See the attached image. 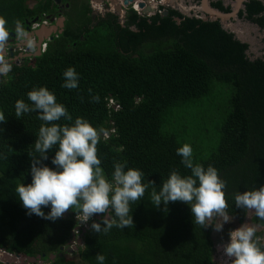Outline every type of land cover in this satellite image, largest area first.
I'll return each instance as SVG.
<instances>
[{
  "label": "trees",
  "instance_id": "trees-1",
  "mask_svg": "<svg viewBox=\"0 0 264 264\" xmlns=\"http://www.w3.org/2000/svg\"><path fill=\"white\" fill-rule=\"evenodd\" d=\"M30 1L0 0V18L7 21L8 31L16 27V21L20 25L43 21L59 9V0H40L34 8ZM214 8L230 12L222 2ZM92 12L86 6L75 18L70 16L65 32L50 42L35 65L29 61L13 66L0 81V113L6 120L0 123V248L31 258L46 254L44 264H77L66 257L79 226L75 209L69 218L64 215L55 222L29 216L15 191L18 184L31 183L29 153L35 154L34 143L44 123L38 112L17 118L15 102L30 104L27 93L46 87L73 118L62 117L56 123L72 124L84 118L98 130L97 154L109 179L114 164L120 162L125 170H140L142 182L148 184L145 195L130 203L134 224L113 227L107 234L87 231L85 246L78 252L81 260L98 264L96 255L101 253L106 257L104 264H218L212 239L216 215L201 226L193 223L187 203H170L167 210L163 204L155 207L149 181L159 191L172 170L182 176L191 174L177 155L184 142L171 132V122L180 109L209 100L216 82L227 85L232 94L218 147L208 159L193 162L217 169L226 183L227 215L238 221V227L252 226L248 210L236 207L234 194L264 186V57L251 60L249 46L218 21L204 22L176 10L151 19L133 13L126 27L113 15L96 25ZM243 15L263 27L264 2L250 0ZM149 44L153 47L145 52ZM69 67L79 75L78 87L72 90L62 87ZM97 95L98 103L92 99ZM56 150H50L44 161L53 170ZM50 210V206L42 207L46 215ZM253 222L264 226L258 217ZM256 236L263 237L264 230L256 231ZM0 264L6 263L0 260Z\"/></svg>",
  "mask_w": 264,
  "mask_h": 264
},
{
  "label": "clouds",
  "instance_id": "clouds-1",
  "mask_svg": "<svg viewBox=\"0 0 264 264\" xmlns=\"http://www.w3.org/2000/svg\"><path fill=\"white\" fill-rule=\"evenodd\" d=\"M16 34L22 38L24 33L20 22L16 21ZM40 24V22H36ZM264 30V26L261 27ZM54 40L59 34L53 35ZM9 39L7 21L0 18V76H7L12 71V64L3 54ZM51 38L42 45V53L48 50ZM44 44H48L47 50ZM34 50L32 54H38ZM32 55H30L31 57ZM62 87L76 89L79 75L74 67H69L63 73ZM3 80V79H2ZM1 80V81H2ZM91 93V89H89ZM28 100L15 102V116L21 117L26 113L38 112V118L44 123L39 128L34 143V153L31 158V183L17 185L15 191L19 201L27 210L29 216L36 215L45 220L55 222L63 218L65 213L75 209L76 220L79 223L72 241H78L84 234V229L91 228L95 233L103 231L107 234L113 227L120 229L134 224L133 215H129L130 203L140 200L146 192L148 184L142 182L143 173L134 168H127L124 163L114 164V171L109 179L101 167L98 158L97 145L100 135L86 119L76 118L72 124L60 125L56 123L61 118L72 121V116L66 107L57 102L55 95L46 87L34 88L27 93ZM94 102H99V96H94ZM113 102V101H112ZM5 116L0 113V123L5 122ZM57 149L51 163L55 170L46 166L44 161L49 159V151ZM38 154V155H37ZM177 155L182 157L181 163L190 170V175L182 176L172 170L162 186L157 191L154 181L151 192L152 204L159 208L161 204L167 206L174 202L187 203L191 209L193 223L204 226L214 215L224 218L228 222L226 209L228 207L224 189L226 183L220 178L216 168L201 164H194L192 148L184 144L177 149ZM235 205L239 209L254 210L255 215L264 220V186L246 192L234 194ZM50 206L46 215L42 207ZM97 214L96 218H93ZM99 217L101 221L97 223ZM90 229V230H91ZM223 230V226L215 229ZM230 240L219 246V250L230 264H264V237L256 236V228L243 224L238 229L229 232ZM77 246L78 251L81 246ZM218 253V251H216ZM106 257L98 253V264H104Z\"/></svg>",
  "mask_w": 264,
  "mask_h": 264
},
{
  "label": "rangeland",
  "instance_id": "rangeland-1",
  "mask_svg": "<svg viewBox=\"0 0 264 264\" xmlns=\"http://www.w3.org/2000/svg\"><path fill=\"white\" fill-rule=\"evenodd\" d=\"M39 1L40 0H31L29 3L30 5L35 7L39 3ZM97 4H99V6H102L101 3ZM77 10L78 8L74 11L78 12ZM99 14V11L96 12V16ZM239 22H242V20ZM239 22L234 21V24H237ZM262 43H264L263 40ZM149 45L151 46V48L149 47ZM149 45H146V48L144 50L145 52L151 51L153 45ZM254 47L257 50V54L262 52V50L259 49L258 45ZM2 79L3 77L0 76V81ZM231 94L232 89L229 86L216 82L212 97L209 100L203 99L201 104L197 105L196 107H187L184 109H180L177 117L171 122V132L177 134L183 140L184 144H188L191 146L192 159L196 160L198 163L208 159L218 147L220 139V127L226 115L228 107L227 101L231 97ZM71 215V210L65 213V216L67 218H69ZM96 217L97 214L93 216V218ZM256 217L257 216L255 215L254 210H248L247 221L251 222V225L256 228V231H261L262 228L256 226L253 222V219ZM228 218V222L225 223L223 217L216 216L212 228V239L214 241L216 250L218 251V264H223L228 261V259L224 257L222 252L219 250V246L228 243L230 240V237L228 235L229 232L239 228L237 225L238 221L235 218L231 216H228ZM221 226H223V230L217 232L215 229ZM78 252V248L77 246H75L71 249V252L66 255V257L69 259H74L77 264H86L81 260ZM13 263H15V261H9L8 264ZM18 263L22 262L18 261Z\"/></svg>",
  "mask_w": 264,
  "mask_h": 264
},
{
  "label": "flooded vegetation",
  "instance_id": "flooded-vegetation-1",
  "mask_svg": "<svg viewBox=\"0 0 264 264\" xmlns=\"http://www.w3.org/2000/svg\"><path fill=\"white\" fill-rule=\"evenodd\" d=\"M59 1H58L59 9H58L57 13L45 15V18L43 19L44 23L46 22L48 24H51L52 21L54 23H56V21H54V19L57 20L56 18L61 17V16H64L66 18V22L68 23L70 16L75 18L76 15L80 11H83L86 8V6H89L93 10L92 16L95 17L94 23L96 25H98V22L100 23L103 21H109L111 19L110 16L113 15V16H116L120 20V24H122L123 26L126 27L128 19L133 13H137L139 15V17L142 19H151V18L156 17V16L165 17V14L169 15V10H173V9H170V7L166 8L165 5L167 4V1L171 2V4L176 9L183 10L185 17L193 16V18H197L198 16H204V11L202 9H200L199 11H196V9H194V7H197V5L201 4L202 0H183V1L178 0L179 2H173L172 0H165V2L160 5V7L162 8V13H159V11L156 10L155 7H153L154 13H151L148 11L145 12V9L149 6H146V8H140L139 7V3L141 2L140 0H138L139 2L136 1L132 5L130 4V6H127V7L124 5L123 0H117L119 2H116V0H88V2H87V0H69V1L61 0L62 3H60ZM158 1L159 0H157L156 2H158ZM212 1H213L212 2L213 8H214V4H216L218 2H222V4L227 3V5L229 7H232L234 2H235L232 0H212ZM97 3H101L102 6H99V4H97ZM137 3H138V8L135 7V5H137ZM148 3L149 2H146V5ZM247 3H249V1L243 3V5L241 6L240 11H239V17L242 20L247 19L245 15L241 16L243 14V11H245L244 5H246ZM187 5L191 6L192 8H184ZM77 8H78V10H77L78 12H75L74 10ZM98 11L100 14L96 16V12H98ZM40 20H41V18H40ZM20 27L24 33L23 37L20 38L17 35L9 37V39L5 45V50L3 52L5 59L8 60L12 64V68H13V66H16V65H24L29 61L35 65L37 62L36 61V58H37L36 55L37 54H32V52L34 50H38V48H39L38 44L41 42V40L39 39V37L37 35L34 34V35L29 36V34H32L33 32H35L32 30L33 29V23L32 22H27L26 25H20ZM62 30H65V28L63 29L60 27L59 31L61 32ZM133 30L135 32H137L136 28H133ZM9 32H15L16 33V27H14ZM60 32H58L56 35H58V34L61 35ZM53 41L54 40H51L50 42H53ZM30 55H32V56L29 57ZM256 226L262 228V231L264 230V226H261V225H256ZM74 239L75 238H73V240ZM262 242L264 244V241H262ZM3 251H4V249L0 248V260L1 261H3V259H2V252ZM39 256H41V257L45 256L46 257V254L39 255ZM22 257L25 258L26 261L23 263H20V264H35V263L31 262V260H30L31 257H24V256H22ZM3 262H5V261H3ZM7 263H9V262H6V264Z\"/></svg>",
  "mask_w": 264,
  "mask_h": 264
},
{
  "label": "water",
  "instance_id": "water-1",
  "mask_svg": "<svg viewBox=\"0 0 264 264\" xmlns=\"http://www.w3.org/2000/svg\"><path fill=\"white\" fill-rule=\"evenodd\" d=\"M138 0H123L124 5L130 6V4H133L134 2H136ZM141 2L139 3V7L140 8H146V6H149L145 9V12H151L154 13V6H150V5H146V2H148L149 0H140ZM173 2H179L178 0H172ZM183 1V0H182ZM234 4L232 7H229L227 5V3H223L227 9L230 8V12H224L221 11L219 9L213 8L212 6V0H202L200 5H197V7H194V9H196V11H199L200 9H202L204 11V16H198V19H202L204 22H214V21H218L222 27L235 35L236 39H238L239 41H241L242 43H245L249 46V49L247 51V55L251 58V60H257V59H262L264 57V43H262V40L264 39V31L262 30L263 28H261L259 25L252 23L251 21L244 19L242 20L239 17V9L241 8V6L243 5V3L250 1V0H234ZM264 2V0H261ZM60 3H62V1H59ZM116 2H119L116 0ZM184 8H192L191 6H186ZM244 9H245V5H244ZM176 11H179L181 14L185 15L183 10H179V9H173ZM168 16V14H165V17ZM193 18V16H188ZM66 18H62L60 19V26H64V22H65ZM242 22H239L241 21ZM39 20H36L35 22H38ZM55 21V20H54ZM234 21H238L239 23L234 24ZM176 22L178 24H180L182 22L181 19L177 18ZM30 30V29H29ZM255 30V32H254ZM59 32V29L56 26L50 27V28H45L43 30L37 31V32H33L32 34L37 35L39 37V39L41 40V42L38 44L39 45V51L38 54L36 55V57L42 56V45L45 42V40L50 39L54 40L53 35L57 34ZM254 33V36H253ZM263 33V34H261ZM32 34H29V36H31ZM17 34L15 32H9V37L11 36H16ZM259 42V43H258ZM259 45V49L262 50L261 53L257 54V50L254 46ZM28 57V56H27ZM30 57V56H29ZM102 217H99L97 220V223H99L101 221ZM91 228L88 229H84V234L81 236V238L78 239L77 243L81 246L84 245V237L85 234L87 233V231H89ZM76 240L75 242H70V245H76ZM66 249V247H62V250L64 251ZM71 252V247H69L68 249ZM61 257H63V254L60 255ZM45 257V256H43ZM43 257L39 256L38 258H30L31 262L33 263H40V264H44L43 262ZM57 256L55 254L51 255V259L54 261L56 260ZM2 259L3 261L9 262V261H15V263L13 264H20L18 263V261H21L22 263L25 262V258L22 257V255L20 254H10L6 251L2 252ZM214 262L217 263L218 262V257H217V253L214 254ZM8 264V263H7Z\"/></svg>",
  "mask_w": 264,
  "mask_h": 264
},
{
  "label": "crops",
  "instance_id": "crops-1",
  "mask_svg": "<svg viewBox=\"0 0 264 264\" xmlns=\"http://www.w3.org/2000/svg\"><path fill=\"white\" fill-rule=\"evenodd\" d=\"M32 1H36V0H32ZM232 1H234V0H232ZM37 6V5H36ZM35 6V7H36ZM30 7L31 8H34L32 5H30ZM239 11H240V9H239ZM62 18H65L64 16H61V17H58V18H56L57 20H55L56 21V23H54L53 21H52V23L51 24H48V23H44L42 20H40V18L39 19H37V20H39L38 22H40V24H42V25H40L39 27H34L35 26V24H36V22L34 21V22H32L33 23V31H35V32H37V31H40V30H43V29H45V28H50V27H53V26H56L58 29L61 27V28H65L66 29V26H67V22H66V19H65V22H64V26L62 27V26H60L59 24H60V19H62ZM70 19V18H69ZM56 24V25H55ZM255 24V23H254ZM65 30H62L61 32H60V34H62L63 32H64ZM33 35V34H32ZM263 41H264V39H263ZM259 46V45H258Z\"/></svg>",
  "mask_w": 264,
  "mask_h": 264
},
{
  "label": "built area",
  "instance_id": "built-area-1",
  "mask_svg": "<svg viewBox=\"0 0 264 264\" xmlns=\"http://www.w3.org/2000/svg\"><path fill=\"white\" fill-rule=\"evenodd\" d=\"M157 0H149L148 2V5H150V6H154L155 8H156V10H158L159 11V13H162V8L160 7V5L161 4H163L164 2H165V0H159L158 2H156ZM132 5V4H131ZM166 6V8H169L170 7V9H175V7L171 4V2H168L167 1V4L165 5ZM135 7L136 8H138V3H137V5H135ZM138 10V9H137ZM139 11V10H138ZM46 23V22H45ZM40 25H42V24H35V26L34 27H39ZM264 31V30H263ZM47 47H48V44H44V49H45V51L47 50ZM223 264H230V261L228 260L227 262H225V263H223Z\"/></svg>",
  "mask_w": 264,
  "mask_h": 264
},
{
  "label": "bare ground",
  "instance_id": "bare-ground-1",
  "mask_svg": "<svg viewBox=\"0 0 264 264\" xmlns=\"http://www.w3.org/2000/svg\"><path fill=\"white\" fill-rule=\"evenodd\" d=\"M139 2V1H138Z\"/></svg>",
  "mask_w": 264,
  "mask_h": 264
}]
</instances>
